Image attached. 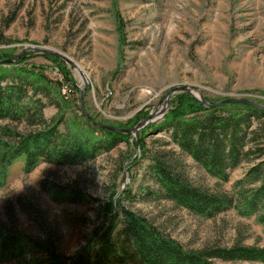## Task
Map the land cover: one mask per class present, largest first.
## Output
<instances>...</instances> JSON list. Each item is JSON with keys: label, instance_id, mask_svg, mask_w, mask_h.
<instances>
[{"label": "rangeland", "instance_id": "rangeland-1", "mask_svg": "<svg viewBox=\"0 0 264 264\" xmlns=\"http://www.w3.org/2000/svg\"><path fill=\"white\" fill-rule=\"evenodd\" d=\"M25 48L70 58L87 81L83 92V79L69 63ZM21 51L4 68L25 66L52 83L61 105H48L43 112L48 121L63 114L61 132L100 136L86 114L102 124L133 127L150 111L162 109L164 94L181 85L197 88L209 100L241 97L264 105V0H0V53L13 57ZM53 57L64 62L75 90L65 79L63 64ZM178 93L169 97L168 110ZM158 110L152 122L126 132L125 140L83 164L41 161L25 173L24 157L14 159L0 185V226L48 240L70 264L94 220L98 222L96 200L113 191L115 199L123 195L116 210L144 216L184 249L236 244L264 248V226L255 216L230 208L203 217L159 195L152 171L156 160L168 162L191 185L214 192H230L245 166L227 181L209 174L167 132L154 130L163 119ZM0 126L17 132L38 128L8 119L0 120ZM41 182L70 186L87 201L57 202ZM117 219L121 225V214ZM212 262L264 264L217 257ZM0 264L25 263L14 258Z\"/></svg>", "mask_w": 264, "mask_h": 264}, {"label": "trees", "instance_id": "trees-1", "mask_svg": "<svg viewBox=\"0 0 264 264\" xmlns=\"http://www.w3.org/2000/svg\"><path fill=\"white\" fill-rule=\"evenodd\" d=\"M10 57L7 53H0V59ZM53 60L63 64L65 79L75 90L64 62L55 57ZM7 64L0 63V120L8 119L38 128L17 132L0 126V185L6 179L7 167L21 156L24 157L25 173L41 161L56 165L83 164L128 137L127 133L91 123L100 136L72 130L61 132L59 125L64 121L63 114L48 121L43 112L48 105L57 108L61 105L52 93V83L33 75L25 66L4 68ZM205 99L208 103L222 100ZM154 130L167 132L172 143L219 180H229L235 169L245 166L230 192H214L191 185L168 162L156 160L152 171L159 195L203 217H213L234 208L242 215L255 216L264 226V108L241 102H223L207 107L188 93H178L171 99L170 109ZM41 183L43 190L57 202L87 201L83 192L70 186ZM115 193L112 191L102 200H96L98 205L94 211L98 222L95 224L94 220L91 233L70 264H214L212 258L215 257L264 261L262 247L236 244L184 249L174 239L161 234L144 216L125 208L116 210L117 200L123 195H117L115 199ZM120 214L121 225L117 219ZM14 258L25 264L67 263V258L56 253L48 240L10 233L0 226V262Z\"/></svg>", "mask_w": 264, "mask_h": 264}, {"label": "water", "instance_id": "water-1", "mask_svg": "<svg viewBox=\"0 0 264 264\" xmlns=\"http://www.w3.org/2000/svg\"><path fill=\"white\" fill-rule=\"evenodd\" d=\"M29 49H32L34 51H39V52H42L44 53L45 55H54V56H57L59 57L60 59H62L63 61L69 63L72 67L76 69H78V65L73 62L70 58H68L66 55H64L63 53L61 52H56V51H53V50H48V49H43V48H25V50H29ZM24 51V50H22ZM19 52L18 54H16L15 56H13L12 58H8V59H0V63H3V64H7V63H12V62H15L16 59H18L20 57V54L22 53ZM78 74L81 76V78L83 79V82H84V86L81 88V93L83 92L84 88L86 87L87 85V81L85 79V77L83 76V73H79ZM194 87V86H193ZM196 90V91H194ZM180 91H185V92H188L190 93V95L195 98L196 100H198L199 102L203 103L205 106L207 107H212V106H215L219 103H223V102H241V103H246V104H249L251 106H254V107H259V108H264V105H261L257 102H254L250 99H247V98H241V97H230V98H224L220 101H217V102H214V103H208L203 94L197 89L194 87V89H191L190 87L188 86H184V85H181V86H175L173 87L172 89H170L168 92H166L164 94V97L163 99L161 100V105L162 103L164 105H162V109H159L157 108V110L159 111V117H163L164 114L167 112L168 110V99L169 97L173 94V93H178ZM197 93V94H196ZM161 108V107H160ZM150 111V113L142 120H140L137 124H135L133 127H130V128H120V127H113V126H110V125H106V124H102V123H99V122H95L93 121L89 115L86 114V118L94 125H97V126H101L105 129H108V130H111V131H115V132H123V133H126V132H136L139 128H141L142 126H144L145 124H147L148 122H152V120L154 119L153 117L154 116V113L157 111ZM157 115V114H156Z\"/></svg>", "mask_w": 264, "mask_h": 264}, {"label": "bare ground", "instance_id": "bare-ground-1", "mask_svg": "<svg viewBox=\"0 0 264 264\" xmlns=\"http://www.w3.org/2000/svg\"><path fill=\"white\" fill-rule=\"evenodd\" d=\"M76 71L79 72V73H81L79 66H78V69H76ZM196 94H197V93H196ZM158 109H160V108H158ZM156 112H157V111H156ZM156 112L154 113V116H156V115H155Z\"/></svg>", "mask_w": 264, "mask_h": 264}]
</instances>
